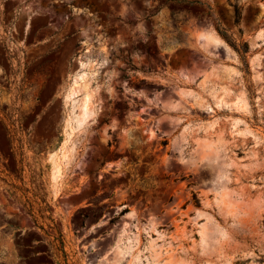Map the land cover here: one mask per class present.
<instances>
[{
    "label": "rangeland",
    "instance_id": "374dc122",
    "mask_svg": "<svg viewBox=\"0 0 264 264\" xmlns=\"http://www.w3.org/2000/svg\"><path fill=\"white\" fill-rule=\"evenodd\" d=\"M0 264H264V0H0Z\"/></svg>",
    "mask_w": 264,
    "mask_h": 264
},
{
    "label": "bare ground",
    "instance_id": "6f19581e",
    "mask_svg": "<svg viewBox=\"0 0 264 264\" xmlns=\"http://www.w3.org/2000/svg\"><path fill=\"white\" fill-rule=\"evenodd\" d=\"M197 31H198V33L205 32V33H208V34H212L211 30L208 27H206V26L199 27V29ZM84 77L85 76H83L82 78L80 77L81 78V83L84 80ZM80 88H81V84L76 85V87L72 88V94H76V93H78V91H81ZM91 98H92V94L90 93V91H87V95L83 98L82 101L80 100L81 101V105H80V107H77V108H80V113L77 111V113H79V115H78V125H80L83 122H85L87 120V118H88V115L90 113V107H91L90 105H92L91 102H90V101H92ZM77 106H79V105H77ZM57 169L55 171H57ZM56 174H59V173H56ZM160 245H162V244H160ZM160 245H159V248L161 247ZM159 250H158V254L161 255L162 252L159 251Z\"/></svg>",
    "mask_w": 264,
    "mask_h": 264
},
{
    "label": "flooded vegetation",
    "instance_id": "af4514ba",
    "mask_svg": "<svg viewBox=\"0 0 264 264\" xmlns=\"http://www.w3.org/2000/svg\"><path fill=\"white\" fill-rule=\"evenodd\" d=\"M242 139V138H241ZM255 172H258V171H255Z\"/></svg>",
    "mask_w": 264,
    "mask_h": 264
}]
</instances>
